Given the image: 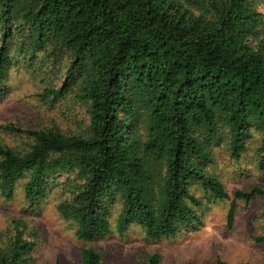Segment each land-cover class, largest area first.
<instances>
[{"label":"trees","instance_id":"trees-1","mask_svg":"<svg viewBox=\"0 0 264 264\" xmlns=\"http://www.w3.org/2000/svg\"><path fill=\"white\" fill-rule=\"evenodd\" d=\"M258 4L0 0V95L19 56L41 76V99L50 105L69 99L88 117L69 131L0 125L27 138L23 149L0 144L1 195L12 199L25 179L23 198L34 206L58 183L56 176L66 174L57 209L85 241L108 232L114 214L120 233L138 223L148 238H168L198 221L211 199L230 201L231 228L236 201L264 197V187L229 194L206 166L219 146L241 159L259 134L258 167L264 169V16ZM35 236L13 219L11 233L0 236V264H31ZM253 240L264 243V235ZM100 260L86 247L80 264ZM144 264H160L159 255Z\"/></svg>","mask_w":264,"mask_h":264},{"label":"rangeland","instance_id":"rangeland-1","mask_svg":"<svg viewBox=\"0 0 264 264\" xmlns=\"http://www.w3.org/2000/svg\"><path fill=\"white\" fill-rule=\"evenodd\" d=\"M258 10L264 16V0H259ZM23 64L21 57L16 56L8 67L0 95V125L13 123L33 129L58 125L69 131L77 128L78 120L88 122L84 109L69 99L54 105L41 99V76ZM255 135L256 140L248 142L249 148L241 159L234 160L227 148L219 146L214 162L206 166L229 194L253 185L264 187V169L258 167L260 156L256 150L259 134ZM26 142L24 135L0 131L2 145L23 149ZM56 179L58 183L34 206H28L23 198L25 179L17 182L12 199H5L0 193V236L5 238L11 233L13 219L24 223L27 234L36 231L31 264H80L86 247H94L100 253V264H144L152 254L159 255L160 264H264V243L253 240L254 236L264 235V197L236 201L231 228L226 219L230 201L211 199L199 209L198 221L185 225L174 236L148 238L138 223L120 233L114 214L108 232L85 241L76 236L74 224L62 218L57 209L66 196L62 184L68 176L59 174ZM196 192L203 195L200 190Z\"/></svg>","mask_w":264,"mask_h":264}]
</instances>
